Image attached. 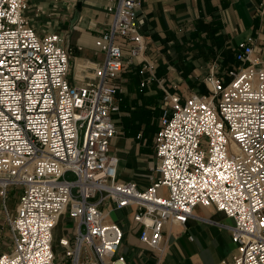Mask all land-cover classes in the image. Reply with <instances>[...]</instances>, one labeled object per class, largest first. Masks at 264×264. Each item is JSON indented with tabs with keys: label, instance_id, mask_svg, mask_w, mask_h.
I'll use <instances>...</instances> for the list:
<instances>
[{
	"label": "built area",
	"instance_id": "obj_1",
	"mask_svg": "<svg viewBox=\"0 0 264 264\" xmlns=\"http://www.w3.org/2000/svg\"><path fill=\"white\" fill-rule=\"evenodd\" d=\"M146 1L109 0L110 22L96 41L105 62L97 81L75 86L72 52L59 35L36 32L24 15L28 0H0V198L13 237L0 264H129L123 228L111 219L127 209L140 241L162 255L165 225H185L198 206L235 221L231 264H264V61L253 62L251 46L237 53L249 66L206 78L208 94L167 97L156 136L159 178L146 189L117 179L114 81L126 56L146 52ZM13 189L21 194L12 217ZM62 217L72 226L56 255L52 233Z\"/></svg>",
	"mask_w": 264,
	"mask_h": 264
},
{
	"label": "crops",
	"instance_id": "obj_2",
	"mask_svg": "<svg viewBox=\"0 0 264 264\" xmlns=\"http://www.w3.org/2000/svg\"><path fill=\"white\" fill-rule=\"evenodd\" d=\"M108 4L28 0L24 15L36 32L59 35L72 52L68 78L75 86L97 81L96 70L105 62L96 41L110 22ZM139 14L147 49L138 60L126 56L127 67L114 81L118 110L111 115L116 134L110 154L117 160L118 180L146 189L160 176L156 136L167 106L164 88L183 101L192 94H208L211 73L220 76L250 65L237 60L242 43L253 48V62L262 63L264 0H147ZM147 62L154 70L141 73ZM111 219L123 228L121 253L129 264H231L236 253L231 230L235 221L214 208L198 206L185 225L167 223L162 255L140 241L130 209L112 212Z\"/></svg>",
	"mask_w": 264,
	"mask_h": 264
},
{
	"label": "rangeland",
	"instance_id": "obj_3",
	"mask_svg": "<svg viewBox=\"0 0 264 264\" xmlns=\"http://www.w3.org/2000/svg\"><path fill=\"white\" fill-rule=\"evenodd\" d=\"M145 85V84H144ZM165 100L169 95L176 94L171 93L168 88H164ZM178 95V94H177ZM193 95V94H192ZM68 180H75V175L69 173L67 175ZM21 190L13 189L8 204L10 215L13 217L16 214L17 206L19 204ZM72 226L70 222H59L57 227L52 233V245L53 251L56 255H60L63 252V247L60 244L61 238L63 237L64 230L69 229ZM13 247V237L11 234V228L8 222V217L3 209L2 201L0 198V254L11 251Z\"/></svg>",
	"mask_w": 264,
	"mask_h": 264
}]
</instances>
